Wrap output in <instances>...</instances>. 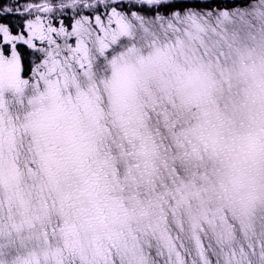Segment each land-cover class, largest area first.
I'll return each mask as SVG.
<instances>
[{
	"label": "snow or ice",
	"instance_id": "obj_1",
	"mask_svg": "<svg viewBox=\"0 0 264 264\" xmlns=\"http://www.w3.org/2000/svg\"><path fill=\"white\" fill-rule=\"evenodd\" d=\"M0 264H264V0H0Z\"/></svg>",
	"mask_w": 264,
	"mask_h": 264
}]
</instances>
